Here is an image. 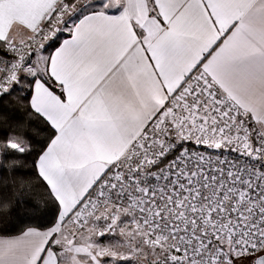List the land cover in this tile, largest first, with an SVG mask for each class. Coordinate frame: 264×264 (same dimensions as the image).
I'll list each match as a JSON object with an SVG mask.
<instances>
[{"label":"snow or ice","instance_id":"1","mask_svg":"<svg viewBox=\"0 0 264 264\" xmlns=\"http://www.w3.org/2000/svg\"><path fill=\"white\" fill-rule=\"evenodd\" d=\"M0 264H264V0H0Z\"/></svg>","mask_w":264,"mask_h":264}]
</instances>
